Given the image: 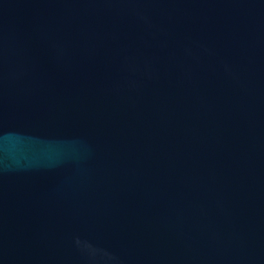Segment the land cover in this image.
Segmentation results:
<instances>
[{"label":"water","instance_id":"1","mask_svg":"<svg viewBox=\"0 0 264 264\" xmlns=\"http://www.w3.org/2000/svg\"><path fill=\"white\" fill-rule=\"evenodd\" d=\"M0 264H264V0H0Z\"/></svg>","mask_w":264,"mask_h":264}]
</instances>
